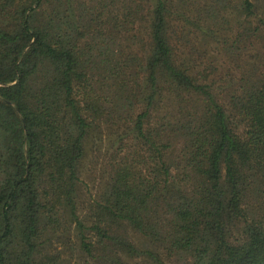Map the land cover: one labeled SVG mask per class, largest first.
Here are the masks:
<instances>
[{
  "label": "trees",
  "instance_id": "trees-1",
  "mask_svg": "<svg viewBox=\"0 0 264 264\" xmlns=\"http://www.w3.org/2000/svg\"><path fill=\"white\" fill-rule=\"evenodd\" d=\"M0 264H264V0H0Z\"/></svg>",
  "mask_w": 264,
  "mask_h": 264
},
{
  "label": "rangeland",
  "instance_id": "rangeland-1",
  "mask_svg": "<svg viewBox=\"0 0 264 264\" xmlns=\"http://www.w3.org/2000/svg\"><path fill=\"white\" fill-rule=\"evenodd\" d=\"M90 167H91V162L89 161V163L87 165V169H90ZM98 169H99V167L97 168V171H98ZM87 176H90V175H87ZM83 178H84V180L86 179L85 182L88 184V186L90 187V189L92 188L93 194L95 195L96 194V191H97V188H98V184H99L98 183V180L97 179L95 180V178L88 179V177H86V175H84Z\"/></svg>",
  "mask_w": 264,
  "mask_h": 264
}]
</instances>
